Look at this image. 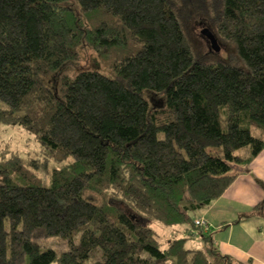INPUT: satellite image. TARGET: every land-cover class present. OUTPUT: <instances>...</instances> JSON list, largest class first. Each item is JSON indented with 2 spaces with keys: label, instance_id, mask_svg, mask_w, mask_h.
I'll use <instances>...</instances> for the list:
<instances>
[{
  "label": "trees",
  "instance_id": "1",
  "mask_svg": "<svg viewBox=\"0 0 264 264\" xmlns=\"http://www.w3.org/2000/svg\"><path fill=\"white\" fill-rule=\"evenodd\" d=\"M200 17L240 65L193 51L185 23ZM6 124L47 153L3 154L0 264H245L194 213L264 150V0H0Z\"/></svg>",
  "mask_w": 264,
  "mask_h": 264
},
{
  "label": "crops",
  "instance_id": "2",
  "mask_svg": "<svg viewBox=\"0 0 264 264\" xmlns=\"http://www.w3.org/2000/svg\"><path fill=\"white\" fill-rule=\"evenodd\" d=\"M260 183L264 184V150L222 197L200 210L196 217L206 223L205 231L214 230L215 244L222 253L245 264H264V205L263 211L247 217L264 202V188ZM225 223L232 225L223 230Z\"/></svg>",
  "mask_w": 264,
  "mask_h": 264
},
{
  "label": "rangeland",
  "instance_id": "3",
  "mask_svg": "<svg viewBox=\"0 0 264 264\" xmlns=\"http://www.w3.org/2000/svg\"><path fill=\"white\" fill-rule=\"evenodd\" d=\"M201 18L202 17L190 21L188 20L185 23L187 36L189 38L193 51L198 56L203 57V59L205 58L208 61L213 62L217 60H222V61H230L231 63L240 65L241 63L236 58L234 52L235 49L233 48L232 45H230L226 41L218 39V46L220 47L219 52H213L210 50V43L199 31V26H204L202 25L203 23L200 22L202 21ZM80 55L82 57L81 65L83 67L99 68L98 57L96 54L82 50L80 52ZM54 81H55L54 78H51L49 84L53 86ZM247 152H248L247 149L238 151V153L242 155L246 154ZM5 153L7 155L6 159H9L11 154L17 153L26 162H29L32 159H39L42 162L46 159L47 151H44L42 149L41 144L38 141L37 135L34 130L16 124H6L0 126V162L3 161V154ZM59 167L61 166L53 161L48 162L47 168L41 166V169L38 172V174L40 175V177H42L44 184H47L48 182L49 173L53 169ZM85 197L86 199L96 204L102 203V199H100V197L96 196L93 193L87 192L85 193ZM199 215H200V211L194 213L195 217ZM199 226L203 228L206 227V225L205 226L199 225ZM156 230L160 233V235L163 236L162 239H166V237H170L172 235L170 234L171 231L169 229H166L161 225L156 227ZM46 246H52L59 251L66 249L65 244L63 242L55 239L49 241V243H47ZM189 246L198 247V243L197 241L196 242L192 241L189 243Z\"/></svg>",
  "mask_w": 264,
  "mask_h": 264
},
{
  "label": "water",
  "instance_id": "4",
  "mask_svg": "<svg viewBox=\"0 0 264 264\" xmlns=\"http://www.w3.org/2000/svg\"><path fill=\"white\" fill-rule=\"evenodd\" d=\"M201 34L210 43V50L211 51H213V52H219L220 51V47L218 46V41H217L216 37L213 35V33L210 32V30L204 29V30H202Z\"/></svg>",
  "mask_w": 264,
  "mask_h": 264
},
{
  "label": "built area",
  "instance_id": "5",
  "mask_svg": "<svg viewBox=\"0 0 264 264\" xmlns=\"http://www.w3.org/2000/svg\"><path fill=\"white\" fill-rule=\"evenodd\" d=\"M196 224L199 226V225H202V226H205L206 225V223L204 222V220L203 219H197L196 220Z\"/></svg>",
  "mask_w": 264,
  "mask_h": 264
}]
</instances>
